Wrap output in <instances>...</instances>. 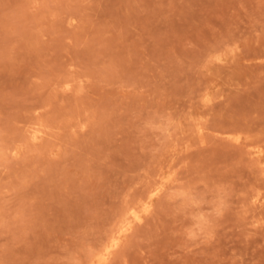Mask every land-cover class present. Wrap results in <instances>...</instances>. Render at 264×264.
Instances as JSON below:
<instances>
[{
  "label": "rangeland",
  "instance_id": "1",
  "mask_svg": "<svg viewBox=\"0 0 264 264\" xmlns=\"http://www.w3.org/2000/svg\"><path fill=\"white\" fill-rule=\"evenodd\" d=\"M0 264H264V0H0Z\"/></svg>",
  "mask_w": 264,
  "mask_h": 264
},
{
  "label": "bare ground",
  "instance_id": "2",
  "mask_svg": "<svg viewBox=\"0 0 264 264\" xmlns=\"http://www.w3.org/2000/svg\"><path fill=\"white\" fill-rule=\"evenodd\" d=\"M116 244L114 243V244H112L111 246H109L108 248H107V255H109V254H111V251H112V249L114 248V246H115Z\"/></svg>",
  "mask_w": 264,
  "mask_h": 264
}]
</instances>
